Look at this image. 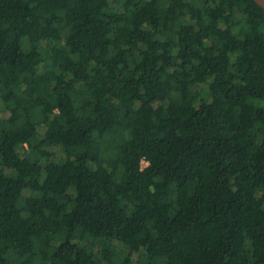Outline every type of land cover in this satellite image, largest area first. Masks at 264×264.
Returning <instances> with one entry per match:
<instances>
[{
    "label": "trees",
    "instance_id": "16d2710c",
    "mask_svg": "<svg viewBox=\"0 0 264 264\" xmlns=\"http://www.w3.org/2000/svg\"><path fill=\"white\" fill-rule=\"evenodd\" d=\"M0 264H264V9L0 0Z\"/></svg>",
    "mask_w": 264,
    "mask_h": 264
},
{
    "label": "water",
    "instance_id": "95a60500",
    "mask_svg": "<svg viewBox=\"0 0 264 264\" xmlns=\"http://www.w3.org/2000/svg\"><path fill=\"white\" fill-rule=\"evenodd\" d=\"M260 7L264 9V0H254Z\"/></svg>",
    "mask_w": 264,
    "mask_h": 264
},
{
    "label": "rangeland",
    "instance_id": "374dc122",
    "mask_svg": "<svg viewBox=\"0 0 264 264\" xmlns=\"http://www.w3.org/2000/svg\"><path fill=\"white\" fill-rule=\"evenodd\" d=\"M147 164L146 161H142V167H144Z\"/></svg>",
    "mask_w": 264,
    "mask_h": 264
}]
</instances>
